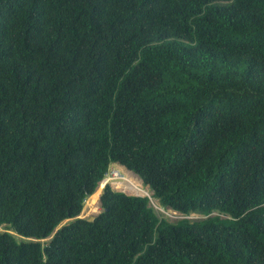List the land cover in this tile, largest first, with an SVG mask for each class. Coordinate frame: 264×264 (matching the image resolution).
Returning a JSON list of instances; mask_svg holds the SVG:
<instances>
[{
	"label": "trees",
	"instance_id": "obj_1",
	"mask_svg": "<svg viewBox=\"0 0 264 264\" xmlns=\"http://www.w3.org/2000/svg\"><path fill=\"white\" fill-rule=\"evenodd\" d=\"M113 164L181 217L80 218ZM2 226L0 264H264V0H0Z\"/></svg>",
	"mask_w": 264,
	"mask_h": 264
},
{
	"label": "rangeland",
	"instance_id": "obj_2",
	"mask_svg": "<svg viewBox=\"0 0 264 264\" xmlns=\"http://www.w3.org/2000/svg\"><path fill=\"white\" fill-rule=\"evenodd\" d=\"M112 166H117L115 167L112 172H114L115 174H117V176H127L129 178V181H131L132 183V187L136 186L139 190H135L134 192H132V190L130 189V191H125V189H123V187L125 186L124 184L125 183H118L120 180L118 179V181H110V184H111V187L116 190V191H120V192H124L128 195H137V196H146V197H149L150 198V204L151 206L154 208L155 212L157 213V215L160 217V218H166L170 221H176L178 218H180L181 216L172 211V210H166L164 208H162L158 202V200L154 199L152 197V191L149 189V187L145 186L142 182V180L136 176L133 172L127 170L125 167L123 166H120L118 164H113ZM127 172H130V173H127ZM111 175V174H110ZM133 175V176H131ZM109 176V175H108ZM112 176V175H111ZM132 177V179H131ZM116 179V178H115ZM137 179V180H136ZM117 180V179H116ZM112 182H116L114 185H112L113 183ZM103 181L100 183V185L98 186V188L96 189L95 193L93 195H91L90 197H88L84 203V207H83V211L82 213L80 214L81 217L83 218H92V217H95L97 216L98 214L101 213L102 209H101V205H100V196H101V193L103 191V189L105 188L106 185L103 186ZM134 185V186H133ZM146 189V190H145ZM128 190V189H127ZM142 190V191H141ZM142 192V193H141ZM90 198H93L94 200L97 199L98 201V208L95 212H90V211H86L84 208L86 206V204L89 202ZM85 212V213H84ZM190 218L192 219H196V218H201L200 216L198 215H192L190 216ZM7 230L5 229L4 226L0 227V233L2 232H6ZM20 238V237H19ZM21 239V238H20ZM48 241V239L46 240H43L42 242H46Z\"/></svg>",
	"mask_w": 264,
	"mask_h": 264
},
{
	"label": "bare ground",
	"instance_id": "obj_3",
	"mask_svg": "<svg viewBox=\"0 0 264 264\" xmlns=\"http://www.w3.org/2000/svg\"><path fill=\"white\" fill-rule=\"evenodd\" d=\"M127 173H130V172H127ZM136 175V174H135ZM133 176V175H131ZM137 176V175H136ZM127 177V176H126ZM129 178V177H127ZM132 179V177H131ZM137 180V179H136ZM104 185V184H103ZM125 186L123 187V189H125V191H130V189L132 190V192H134L135 190H139L136 186L132 187V183L131 181H129V179H126V182L124 184ZM128 189V190H127ZM146 190V189H145ZM142 191V190H141ZM142 193V192H141ZM153 195V194H151ZM98 208V201L97 199H93V198H90L89 202L86 204L85 206V210L86 211H90V212H95ZM85 213V212H84Z\"/></svg>",
	"mask_w": 264,
	"mask_h": 264
},
{
	"label": "built area",
	"instance_id": "obj_4",
	"mask_svg": "<svg viewBox=\"0 0 264 264\" xmlns=\"http://www.w3.org/2000/svg\"><path fill=\"white\" fill-rule=\"evenodd\" d=\"M115 167H117V166H111L110 167V169H109V171H108V173L106 174V176H105V178H104V180H103V184L104 185H110L111 186V184H110V181L112 180V181H118V179L120 180L118 183H125L126 182V177L125 176H117V174H115L114 172H112V170L115 168ZM112 176H111V175ZM109 175V176H108ZM117 180H116V179ZM113 184L112 185H114L116 182H112ZM103 185V186H104Z\"/></svg>",
	"mask_w": 264,
	"mask_h": 264
},
{
	"label": "water",
	"instance_id": "obj_5",
	"mask_svg": "<svg viewBox=\"0 0 264 264\" xmlns=\"http://www.w3.org/2000/svg\"><path fill=\"white\" fill-rule=\"evenodd\" d=\"M90 197V196H89ZM80 218H83V217H81V216H79ZM95 218H96V216L95 217H92V218H88L87 220L89 221V222H93L94 220H95Z\"/></svg>",
	"mask_w": 264,
	"mask_h": 264
}]
</instances>
